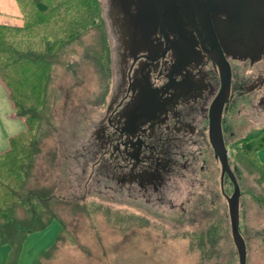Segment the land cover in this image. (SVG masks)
Returning a JSON list of instances; mask_svg holds the SVG:
<instances>
[{
	"label": "rangeland",
	"instance_id": "obj_1",
	"mask_svg": "<svg viewBox=\"0 0 264 264\" xmlns=\"http://www.w3.org/2000/svg\"><path fill=\"white\" fill-rule=\"evenodd\" d=\"M96 7V23L48 56L44 94L32 91L26 100L32 105L29 111L39 113L29 122L25 142L32 148L26 157V182L19 189H42L51 195L47 207L56 218L25 237L18 264H239L227 201L219 188L220 164L210 147L200 176L203 184L182 196L175 194V208L120 191L93 163V132L115 74L105 1L96 0ZM39 101L41 107L33 106ZM247 121L236 117L235 140L225 147L240 188L238 227L246 264H264V171L235 144L264 127V112L253 113ZM25 128L0 78V154L9 148V137ZM255 156L264 166V148ZM224 191L233 192L228 178ZM181 202L185 208L178 207ZM5 214L21 223L30 217L23 203H14ZM8 249L0 242V264Z\"/></svg>",
	"mask_w": 264,
	"mask_h": 264
},
{
	"label": "flooded vegetation",
	"instance_id": "obj_2",
	"mask_svg": "<svg viewBox=\"0 0 264 264\" xmlns=\"http://www.w3.org/2000/svg\"><path fill=\"white\" fill-rule=\"evenodd\" d=\"M104 1L115 74L93 132V163L120 191L175 208V194L203 184L207 147L220 164L211 144V108L222 86L219 52L229 65L220 115L227 145L235 140L236 117L248 123L264 112V49L252 58L234 56L216 25L225 15L188 3L166 0L147 11L148 0ZM227 178L220 166L225 198Z\"/></svg>",
	"mask_w": 264,
	"mask_h": 264
},
{
	"label": "trees",
	"instance_id": "obj_3",
	"mask_svg": "<svg viewBox=\"0 0 264 264\" xmlns=\"http://www.w3.org/2000/svg\"><path fill=\"white\" fill-rule=\"evenodd\" d=\"M93 2L95 6L91 0H16L22 24L0 23V78L7 86L16 115L26 123L25 130L9 137V148L0 154V242L9 246L3 264H18L25 237L47 227L56 218L47 207L51 195L42 189L28 192L19 189L26 182V157L32 148L25 142L31 130L29 122L39 113V110L31 113L32 105L27 106L26 100L32 91L36 96L44 94L50 53L96 23V0ZM92 10L96 15L91 13ZM40 101L33 106L41 107ZM235 144L244 156L264 171L255 156L264 148V127L246 134ZM14 203H23L29 211L26 222L6 218V210ZM42 213L49 215L48 218L41 216Z\"/></svg>",
	"mask_w": 264,
	"mask_h": 264
},
{
	"label": "water",
	"instance_id": "obj_4",
	"mask_svg": "<svg viewBox=\"0 0 264 264\" xmlns=\"http://www.w3.org/2000/svg\"><path fill=\"white\" fill-rule=\"evenodd\" d=\"M188 3L194 5L203 13L224 14L225 19L216 23L222 34L225 47L235 56L253 57L264 49V0H171L172 3ZM166 0H148V7L156 11ZM154 4V8L153 5ZM155 9V10H154ZM174 9V7H172ZM156 13V12H155ZM147 15V14H146ZM219 70L222 86L211 108V144L221 166V174L226 173L233 183V192L226 196L231 235L238 254L239 264H246L245 241L239 231V196L240 189L231 171L227 159V149L221 137L220 115L223 97L227 92L229 82V65L219 52Z\"/></svg>",
	"mask_w": 264,
	"mask_h": 264
},
{
	"label": "crops",
	"instance_id": "obj_5",
	"mask_svg": "<svg viewBox=\"0 0 264 264\" xmlns=\"http://www.w3.org/2000/svg\"><path fill=\"white\" fill-rule=\"evenodd\" d=\"M0 23L10 25H21L16 0H0Z\"/></svg>",
	"mask_w": 264,
	"mask_h": 264
}]
</instances>
